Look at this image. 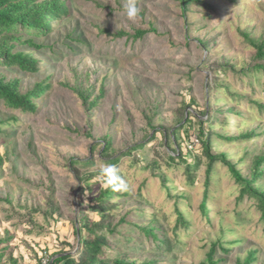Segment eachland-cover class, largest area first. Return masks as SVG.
I'll return each instance as SVG.
<instances>
[{
    "label": "rangeland",
    "instance_id": "obj_1",
    "mask_svg": "<svg viewBox=\"0 0 264 264\" xmlns=\"http://www.w3.org/2000/svg\"><path fill=\"white\" fill-rule=\"evenodd\" d=\"M61 1L68 15L34 37L43 48L14 49L38 59L40 70L0 67V76L20 79L23 93L50 85L35 113L0 102V240L10 241L0 244L1 264L11 256L43 264L59 251L78 256L76 228L85 216L104 227L110 262L200 264L220 243L219 264L243 262L251 251L253 264H264L259 202L242 194L221 162L210 178L209 215L200 208L207 136L264 191V74L245 36L264 40V0L192 1L186 12L180 0ZM138 29L150 33L134 39ZM78 92L88 94L87 104ZM111 169L125 188L102 216L91 207L112 185Z\"/></svg>",
    "mask_w": 264,
    "mask_h": 264
},
{
    "label": "trees",
    "instance_id": "obj_2",
    "mask_svg": "<svg viewBox=\"0 0 264 264\" xmlns=\"http://www.w3.org/2000/svg\"><path fill=\"white\" fill-rule=\"evenodd\" d=\"M183 10L187 9V4L194 1L200 2L201 0H180ZM69 13L68 6L61 0H50L44 2H38V0H0V67L3 66H16L21 71L27 73H36L40 69L39 60L32 57L23 51H14L17 44L22 46H29L32 48L41 49V45H38L34 41V37H45L52 30L51 22L58 20L63 16H67ZM22 30V31H21ZM153 32H157L156 28H152ZM23 32V33H20ZM24 33H28L29 38L22 41ZM149 30H136L133 35L134 39H143ZM126 33L121 32L118 34L124 36ZM249 44L256 49V58L260 60L255 66L256 71H261L264 74V40H257L250 35H245ZM21 82L20 79L14 78L7 80L5 76H0V102L10 108L17 109L22 112H32L38 111V104L36 99L44 96L50 89V85L44 82H38L29 91L23 93L20 91ZM80 97L83 98L84 103L88 102V94L85 95L83 92H78ZM94 102L88 103L92 106ZM201 121V120H200ZM191 124L190 120L186 118V123ZM203 129L200 130L202 134ZM251 134H243L241 138L248 139ZM200 143L202 144L203 152L207 158L208 168H207V178L205 191L203 193V200L200 204L202 212L208 216L209 211L206 205V200L208 196V191L210 187V178L212 176V170L215 163H223L226 165L230 172L232 173L234 179L242 185V194L249 193L257 198L264 220V191L253 184V180L245 178L240 170L232 163L226 153L215 152L211 145L209 136L205 139L201 138ZM112 148V143L110 140L105 141V145L102 149V157L108 155V151ZM136 150V149H135ZM192 151L188 150L185 154L191 155ZM180 154V151H179ZM182 155V153L180 154ZM179 155V156H180ZM183 156V155H182ZM170 158L175 160L176 156H171ZM184 158V157H182ZM196 158V156L194 157ZM193 158V160H194ZM118 158H109L108 163L116 164ZM198 160V159H197ZM72 161L77 162L78 160L72 159ZM82 164H87L88 161H78ZM261 159L258 160V163ZM2 163V157H0V164ZM193 164H198L195 160ZM190 167V165H187ZM107 179L112 180V185H109L105 190L101 192L99 197L96 199V204L91 207L93 211H97L105 215L106 211L116 208V203L110 205V200L113 197L120 196V190L125 188V183H122V174L120 171L111 169L105 172ZM262 175L258 171L255 179ZM125 193V192H124ZM104 227L99 224V222H94L88 217H83L80 221V226L76 228V236L79 239L80 248L78 250V256L65 251H59L53 253V256L49 260V264H154L152 261L136 262L131 261L126 258H116L113 261H107L103 258L104 250L108 247L106 236L100 234L99 232L103 230ZM147 233L155 235V227H150L146 230ZM159 239V238H158ZM5 242L8 244L10 241H1L0 244ZM219 246L220 249L225 250L220 243H213L210 250L206 255V259L200 264H219L220 259H215L216 247ZM5 250L2 249L0 252V264L4 257ZM11 264H17L16 259L11 256ZM256 261V251H251L250 254L242 262L239 260L238 264H253Z\"/></svg>",
    "mask_w": 264,
    "mask_h": 264
},
{
    "label": "built area",
    "instance_id": "obj_3",
    "mask_svg": "<svg viewBox=\"0 0 264 264\" xmlns=\"http://www.w3.org/2000/svg\"><path fill=\"white\" fill-rule=\"evenodd\" d=\"M197 140L199 141V139H197ZM43 264H49V260L47 258L44 259Z\"/></svg>",
    "mask_w": 264,
    "mask_h": 264
}]
</instances>
